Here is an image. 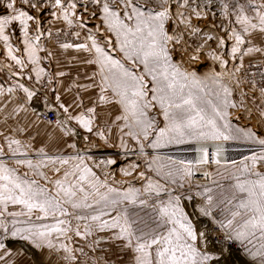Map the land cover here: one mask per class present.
Segmentation results:
<instances>
[{"label":"snow or ice","instance_id":"obj_1","mask_svg":"<svg viewBox=\"0 0 264 264\" xmlns=\"http://www.w3.org/2000/svg\"><path fill=\"white\" fill-rule=\"evenodd\" d=\"M0 45V264H264V0H0Z\"/></svg>","mask_w":264,"mask_h":264}]
</instances>
